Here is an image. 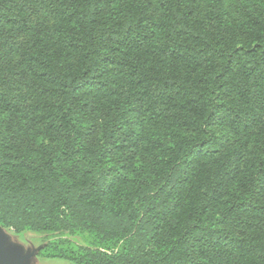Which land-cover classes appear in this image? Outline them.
Listing matches in <instances>:
<instances>
[{"label":"trees","instance_id":"16d2710c","mask_svg":"<svg viewBox=\"0 0 264 264\" xmlns=\"http://www.w3.org/2000/svg\"><path fill=\"white\" fill-rule=\"evenodd\" d=\"M0 226L71 264H264V0H0Z\"/></svg>","mask_w":264,"mask_h":264},{"label":"rangeland","instance_id":"374dc122","mask_svg":"<svg viewBox=\"0 0 264 264\" xmlns=\"http://www.w3.org/2000/svg\"><path fill=\"white\" fill-rule=\"evenodd\" d=\"M0 237L5 248L15 260L24 255V264H71L64 260H48L36 255L44 241V235L30 231L16 234L12 229L0 226Z\"/></svg>","mask_w":264,"mask_h":264},{"label":"water","instance_id":"95a60500","mask_svg":"<svg viewBox=\"0 0 264 264\" xmlns=\"http://www.w3.org/2000/svg\"><path fill=\"white\" fill-rule=\"evenodd\" d=\"M0 237H2L0 235ZM45 244H42L38 250L36 251V255L37 252L44 247ZM24 255L20 256V258L18 260H15L12 255H10L9 251L7 250V248H5L4 243L1 241L0 239V264H24Z\"/></svg>","mask_w":264,"mask_h":264}]
</instances>
